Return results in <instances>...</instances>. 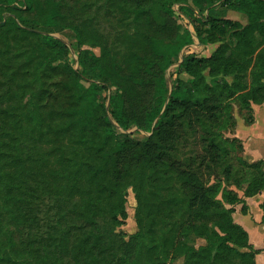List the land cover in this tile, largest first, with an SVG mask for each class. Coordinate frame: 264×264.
<instances>
[{"label": "trees", "instance_id": "obj_1", "mask_svg": "<svg viewBox=\"0 0 264 264\" xmlns=\"http://www.w3.org/2000/svg\"><path fill=\"white\" fill-rule=\"evenodd\" d=\"M221 1L227 11L244 15L247 23L217 18L213 0H115L119 21L131 26L135 36L126 52L115 53L99 35L81 25L70 26L77 39L78 70L70 64L63 40L42 36L25 23L27 28L16 21L0 24L40 37L32 57L36 80L42 75L65 79L55 91L67 106L56 113L54 124L44 127L43 118H37L52 91L35 85L32 94L37 100L30 120L33 130L56 144L47 155L50 159L34 157L30 169L20 164L13 153L19 146L17 139L0 123V163L5 157L14 171L2 180L13 176L18 180L6 182L10 193L3 200L4 206L13 204L8 212L17 226L31 223L37 230L40 202L46 196L56 201L58 211L63 204L59 197L78 200L72 213L79 224L53 227L54 237L47 245L33 246L28 264H63L66 254L76 264H175L180 258L178 264H256L260 251L253 249L248 233L233 218L237 205L243 204L246 211L244 200L233 191L221 192L220 184L207 185L199 175L209 167L207 157L209 163H218L222 149L214 131L232 118L227 102L239 100L241 110L249 112L248 124L254 121L253 105L264 103V0ZM176 3L183 4L180 14L173 9ZM0 4L8 3L0 0ZM26 4L46 27L64 21L52 0H27ZM189 13L196 15L193 23L200 43L219 45L208 57H185L181 69L191 81L177 79L170 91L166 71L182 49L194 43V35L177 22V16L188 18ZM87 44L99 47L100 54L84 49ZM110 89L113 109L108 116L104 94ZM147 89H152L150 101L139 117L134 108ZM63 118L61 123L58 119ZM133 125H154L147 141L122 131ZM191 133L200 138L206 152L197 169L184 167L173 157L180 139ZM49 164H55L54 168L45 167ZM246 165L253 169L252 177L241 191L252 197L264 191V162ZM12 188L20 195L11 198ZM128 188L137 201L139 228L129 242L121 230L128 217ZM107 221L110 239L102 226ZM197 238L207 244L196 246ZM116 244L122 250L133 246L134 253L120 257Z\"/></svg>", "mask_w": 264, "mask_h": 264}, {"label": "rangeland", "instance_id": "obj_2", "mask_svg": "<svg viewBox=\"0 0 264 264\" xmlns=\"http://www.w3.org/2000/svg\"><path fill=\"white\" fill-rule=\"evenodd\" d=\"M42 1L44 2L45 0ZM213 1L215 3L212 7L217 8V18L226 16L227 19L239 21L242 24L247 23L245 16L234 11H227L221 5V0ZM52 2L57 7L59 19H64V21H58L57 27H46L38 22L34 12L29 10L26 4L27 0H7L8 4H0V24H5L7 21H16L21 28H27L24 25L25 23L35 27L32 31L38 32L42 36H51L63 40L70 51V64L76 70L80 69L77 55V39L74 30L70 26L81 25L89 33L94 34V36L96 34L99 35L101 37L100 40L105 42L115 53L126 52L127 46L135 36L131 26L119 21L120 15L113 6L115 0H52ZM182 5L180 3L173 5V9L177 14H180ZM48 7L49 4L45 5V10H48ZM205 14L208 15V12L206 11ZM195 17L196 15L194 13H189L188 18L181 15L180 17L177 16L178 25H181L184 30L194 35V43L183 48L179 57L174 59L173 65L167 69L166 78L170 91L173 89L177 79H182L188 83L191 81V77L181 69V63L185 57H208L219 45L203 46L200 43L197 37H195L193 23ZM39 41L40 37L25 34L10 25L0 26V123L4 124L9 131H13V136L16 137L19 144L18 148L16 147V151H13L14 156L19 159L18 162L20 164H25L27 169H30L34 157L37 159L45 157L46 159L51 146H56L47 136L41 135L39 130H33L34 123L30 122L32 118L31 114L37 108V100L35 101L32 97L34 89H36L34 86L43 85L47 92L52 91V96L49 99L43 100L42 107L37 111V118H43L44 127L54 124L56 113L67 106L65 103H62V100L55 91L60 82L65 80L63 77L56 76L49 78L42 75L40 79L36 80L32 57L34 56L33 49L39 44ZM83 48L93 49L95 53L100 54L99 47L92 48L87 44ZM58 65L63 67L65 64L64 62H59ZM204 75L207 82L210 83L211 77L209 70H206ZM229 80L231 81L230 78ZM151 91L152 89H147L138 100L134 108L137 116L140 117L143 107L149 104ZM112 92L113 90L110 89L104 94L107 98L105 112L108 116H110V110L112 111L113 109L110 103ZM227 104L231 105L230 114L232 118H228L223 127H216L214 131L216 139L222 149L221 155L218 157V163H209V157H207V166L209 167L205 166L199 175L207 185L220 184L222 187L221 192L225 189L226 191H233V193L240 195L241 190H244L251 181V172L253 169H250L246 165V162H244L242 156L243 146L241 141L235 137L234 123L238 119L245 120L249 112L247 110H241L238 99L230 100ZM58 120L63 123L65 118ZM7 123H11L14 128H11ZM153 127L154 125H146L144 128H140L139 126L133 125L127 131H122L131 134L136 140L145 142L151 136ZM177 147L178 149L173 154V157L181 161L184 167L192 166L197 169L201 164V156H205L206 154L202 141L192 133L185 138H181ZM47 159H50V157ZM0 165H2L0 168V264H28L27 258L30 257L33 246L39 248L42 247L41 245H47L54 237V234L51 232L54 229H58L57 226L64 228L66 226L74 227V225L79 224L72 213L74 203H77L78 200L71 196L59 197V200H62L61 202L63 204L61 211H58V208L55 207L56 201L46 196L40 202V221L36 227L37 230H34V226L31 223L19 227L15 221L13 222L11 214L8 212V208H13V204L9 202L4 206L3 200L6 198L5 194L8 196L10 193V186L8 187L6 182L7 184H14L18 180L14 176L13 179L5 178L2 180L8 173L14 171L5 157L1 160ZM42 165L44 167V164ZM54 165L49 164L45 167L51 170L54 168ZM165 194V192H162V195ZM15 195H20L18 190H11L10 197L13 198ZM126 198L128 217L126 225L121 230L126 233L125 237L129 242L132 241L131 236L139 231L136 221L137 201L131 188L127 189ZM218 199L222 200L221 194L218 196ZM61 214L64 215L61 217ZM102 226L104 227V233L107 235V238L110 239L112 229L109 226V222H102ZM53 227L56 228L52 230ZM206 244L207 242L203 238H197L195 240L196 246H205ZM114 250H116V253L120 257L125 254L129 255L134 253L133 246L129 249L127 248V250H122L116 244ZM241 250L247 251V249ZM181 261L182 259L180 258L178 261H174V263L178 264ZM63 264H76V261L70 254H66ZM81 264L83 263L81 262Z\"/></svg>", "mask_w": 264, "mask_h": 264}, {"label": "crops", "instance_id": "obj_3", "mask_svg": "<svg viewBox=\"0 0 264 264\" xmlns=\"http://www.w3.org/2000/svg\"><path fill=\"white\" fill-rule=\"evenodd\" d=\"M253 112L252 124L238 119L235 129V137L243 146L242 156L249 164L264 162V103L253 105ZM240 197L247 208L244 212L243 204L237 205L233 214L234 221L248 233L253 249L260 251L256 255V264H264V191L252 197H245L241 191Z\"/></svg>", "mask_w": 264, "mask_h": 264}]
</instances>
